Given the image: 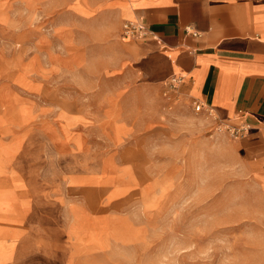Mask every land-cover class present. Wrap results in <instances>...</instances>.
<instances>
[{
    "label": "rangeland",
    "instance_id": "1",
    "mask_svg": "<svg viewBox=\"0 0 264 264\" xmlns=\"http://www.w3.org/2000/svg\"><path fill=\"white\" fill-rule=\"evenodd\" d=\"M68 4L0 0V136L17 153L0 264H264L254 132L236 140L240 121L170 81L128 82L119 31Z\"/></svg>",
    "mask_w": 264,
    "mask_h": 264
},
{
    "label": "crops",
    "instance_id": "2",
    "mask_svg": "<svg viewBox=\"0 0 264 264\" xmlns=\"http://www.w3.org/2000/svg\"><path fill=\"white\" fill-rule=\"evenodd\" d=\"M68 1L77 18H97L104 31H119L120 70L128 82L164 88L178 77L189 99L206 103L223 121L249 124L246 136L254 132L259 146L240 156L246 169L264 180V0ZM78 2L83 14L73 9ZM128 21L143 23L150 34L123 38ZM7 120L0 111V135L8 131ZM16 156L0 136V201L10 206L0 208V236L10 229Z\"/></svg>",
    "mask_w": 264,
    "mask_h": 264
},
{
    "label": "built area",
    "instance_id": "3",
    "mask_svg": "<svg viewBox=\"0 0 264 264\" xmlns=\"http://www.w3.org/2000/svg\"><path fill=\"white\" fill-rule=\"evenodd\" d=\"M150 34L148 28L139 21H128L123 24L122 26V33L121 36L123 38H145ZM168 86L173 89H177L180 84V78L173 77L169 80ZM167 94V93H166ZM195 109L196 111H205L211 116H215L216 119H219L216 112L206 103H202L199 101H195ZM221 120V119H220ZM223 122V120H221ZM250 128L249 124L247 123H240L239 125L232 126L226 125V130L230 132L231 136L236 140L242 138L247 130Z\"/></svg>",
    "mask_w": 264,
    "mask_h": 264
},
{
    "label": "bare ground",
    "instance_id": "4",
    "mask_svg": "<svg viewBox=\"0 0 264 264\" xmlns=\"http://www.w3.org/2000/svg\"><path fill=\"white\" fill-rule=\"evenodd\" d=\"M173 78V77H172ZM218 117H220L219 115H217ZM251 128H249L248 130H247V132L245 133V135L242 137V138H240L239 140H241V139H243L246 135H247V133H248V131L250 130Z\"/></svg>",
    "mask_w": 264,
    "mask_h": 264
}]
</instances>
